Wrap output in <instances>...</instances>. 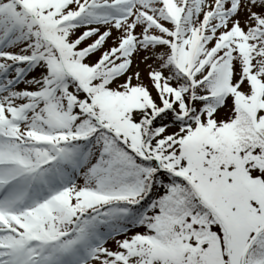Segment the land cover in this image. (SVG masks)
Instances as JSON below:
<instances>
[{
    "label": "snow or ice",
    "instance_id": "1",
    "mask_svg": "<svg viewBox=\"0 0 264 264\" xmlns=\"http://www.w3.org/2000/svg\"><path fill=\"white\" fill-rule=\"evenodd\" d=\"M0 264H264V0H0Z\"/></svg>",
    "mask_w": 264,
    "mask_h": 264
}]
</instances>
